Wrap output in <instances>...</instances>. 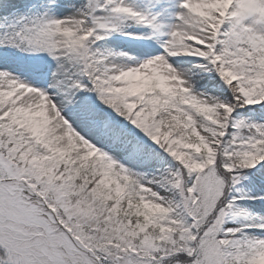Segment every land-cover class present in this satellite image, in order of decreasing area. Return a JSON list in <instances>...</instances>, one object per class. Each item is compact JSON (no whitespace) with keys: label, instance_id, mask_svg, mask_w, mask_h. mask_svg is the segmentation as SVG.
<instances>
[{"label":"snow or ice","instance_id":"6c2138e0","mask_svg":"<svg viewBox=\"0 0 264 264\" xmlns=\"http://www.w3.org/2000/svg\"><path fill=\"white\" fill-rule=\"evenodd\" d=\"M0 264H264V0H0Z\"/></svg>","mask_w":264,"mask_h":264}]
</instances>
